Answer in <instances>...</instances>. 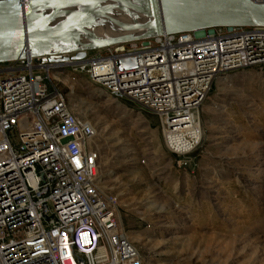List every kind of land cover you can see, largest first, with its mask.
I'll use <instances>...</instances> for the list:
<instances>
[{"label": "built area", "instance_id": "2783aa9c", "mask_svg": "<svg viewBox=\"0 0 264 264\" xmlns=\"http://www.w3.org/2000/svg\"><path fill=\"white\" fill-rule=\"evenodd\" d=\"M126 58L135 68L117 67ZM0 63V264H143L101 184L97 130L52 81L56 70L29 54ZM262 64L264 26H213L98 48L68 68L159 117L183 166L203 139L211 85Z\"/></svg>", "mask_w": 264, "mask_h": 264}, {"label": "rangeland", "instance_id": "374dc122", "mask_svg": "<svg viewBox=\"0 0 264 264\" xmlns=\"http://www.w3.org/2000/svg\"><path fill=\"white\" fill-rule=\"evenodd\" d=\"M51 79L97 130L101 184L116 195L119 231L143 264H264V64L211 85L203 139L183 166L156 115L84 74L56 70Z\"/></svg>", "mask_w": 264, "mask_h": 264}, {"label": "water", "instance_id": "95a60500", "mask_svg": "<svg viewBox=\"0 0 264 264\" xmlns=\"http://www.w3.org/2000/svg\"><path fill=\"white\" fill-rule=\"evenodd\" d=\"M76 6H84L74 9ZM143 15L127 23L114 16ZM123 31L99 36L95 28ZM213 26H264V3L253 0H18L0 1V62L29 54L50 70L74 73L69 64L87 51L140 40L154 34ZM81 37L86 41H81ZM119 69L135 68V59L116 61Z\"/></svg>", "mask_w": 264, "mask_h": 264}, {"label": "bare ground", "instance_id": "6f19581e", "mask_svg": "<svg viewBox=\"0 0 264 264\" xmlns=\"http://www.w3.org/2000/svg\"><path fill=\"white\" fill-rule=\"evenodd\" d=\"M82 7H84V6H76L74 9H81ZM114 16L116 18L120 19L121 21H124L127 23H131L134 21H143L145 19V17L143 15H140V14H137V16L133 17V16L127 15V14L122 13V12H115ZM95 32L99 36H108V35H115L118 33H122L123 31H121L120 29L115 28V27L113 28V27H109V26H100V27L95 28ZM72 108H74V107H72ZM89 121L92 123V121L90 119H89Z\"/></svg>", "mask_w": 264, "mask_h": 264}, {"label": "crops", "instance_id": "0c3cea01", "mask_svg": "<svg viewBox=\"0 0 264 264\" xmlns=\"http://www.w3.org/2000/svg\"><path fill=\"white\" fill-rule=\"evenodd\" d=\"M80 39H81V41H86L85 38H83V37H81ZM97 50H98V49H91V50H88V51H87V55H86V57H90V56L94 55V54L97 52Z\"/></svg>", "mask_w": 264, "mask_h": 264}]
</instances>
